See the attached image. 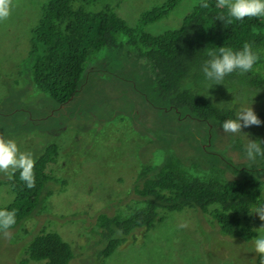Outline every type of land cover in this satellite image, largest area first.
<instances>
[{
	"label": "rangeland",
	"instance_id": "obj_1",
	"mask_svg": "<svg viewBox=\"0 0 264 264\" xmlns=\"http://www.w3.org/2000/svg\"><path fill=\"white\" fill-rule=\"evenodd\" d=\"M47 1L8 0L9 15L0 19V139L13 140L33 161L55 144L58 156L48 171L60 182L42 219L30 218L22 230H0V264H17L24 257L32 236L26 232L36 227L59 233L71 245L74 257L69 264H258L259 257L251 251L256 235L247 241L225 235L209 213L193 208L161 210L162 221L149 230H136L103 260L98 257L102 248L99 237L97 242L91 234L92 228L87 230L86 213L127 195L143 165L160 163L167 154H176L186 162L191 157L199 166L200 133L205 135L206 125L188 117L176 119L172 111L163 112L167 105L153 91L145 61L135 47L126 44L123 34L118 37L123 43L119 50L103 49L88 57L84 85L76 96L65 104L56 102L33 82V62L29 60L31 31ZM166 1L74 0L72 6L82 5L88 11L110 6L130 26H136L142 13ZM198 2L180 0L166 17L144 30L157 35L178 28ZM228 85L218 84L215 92L235 100L236 105L241 104L239 108L251 104L253 112L264 111L258 89L253 93L241 90L236 97L232 94L236 83ZM255 130L258 140H264V126L256 125ZM228 136L222 129L216 132L203 154L204 168L209 170L213 164L217 166L214 173H218L230 167L233 178H242L240 171L236 173L238 165L250 164ZM257 162L264 167V158ZM256 175L264 195V170ZM11 176L0 172V207L13 199L8 184ZM126 206L128 211L130 206ZM249 216L257 234L264 221L255 212Z\"/></svg>",
	"mask_w": 264,
	"mask_h": 264
},
{
	"label": "trees",
	"instance_id": "obj_2",
	"mask_svg": "<svg viewBox=\"0 0 264 264\" xmlns=\"http://www.w3.org/2000/svg\"><path fill=\"white\" fill-rule=\"evenodd\" d=\"M73 1L48 0L31 31L29 60L33 62L35 85L48 91L56 102L67 103L84 85V63L88 57L103 49L119 50L123 43L118 37L123 34L127 36L126 44L135 47L137 55L145 61L144 69L153 91L167 105L163 112L172 111L176 119L188 117L206 125L205 135L200 133L199 166L191 157L186 162L176 154H167L160 163L143 165L127 195L108 202L92 214L86 213L87 230L92 228L91 234L96 239L99 237L102 250L98 257L103 260L136 230H149L162 221L161 210L193 208L209 213L225 235L251 240L256 232L250 223L252 212L247 209L260 200L262 182L256 174L264 167L257 161L264 156L247 167L240 163L235 169L243 177L233 178L230 167L214 173L217 166L211 164L209 172L204 168L203 154L208 152L216 132L219 134L221 122L234 118L241 105L219 96L214 89L218 84H229V87L236 83L232 93L236 97L241 90L253 93L258 89L264 102V19L245 17L229 23L226 18H219L225 9L218 5V0H207V8L198 2L178 28L154 35L144 27L166 17L180 0H167L145 11L136 26H130L110 6L88 11L82 5L73 8ZM244 43L257 55L254 70L243 74L234 71L222 83L213 84L207 90L209 82L201 71L207 51L220 46L237 50ZM259 111L254 113L264 126V111ZM255 128L256 125L244 128L237 137L228 134L234 149L243 156L248 139H258ZM57 156L58 148L51 144L33 161L31 188L19 179L18 172L12 174L8 184L13 199L0 207L15 213V224L7 230L19 227L22 230L25 222L33 217L42 219L48 199L60 182V178L48 171ZM126 204L130 206L128 211ZM26 234L32 236L24 249V257L17 264H69L73 259L71 245L59 233L36 227Z\"/></svg>",
	"mask_w": 264,
	"mask_h": 264
},
{
	"label": "clouds",
	"instance_id": "obj_3",
	"mask_svg": "<svg viewBox=\"0 0 264 264\" xmlns=\"http://www.w3.org/2000/svg\"><path fill=\"white\" fill-rule=\"evenodd\" d=\"M218 5L225 9L224 14L219 18L223 20L226 18L229 23L233 20L241 21L245 17L264 19V0H218ZM200 6L207 8V0H200ZM9 11L8 0H0V19L7 17ZM256 60V53L247 43L237 50L223 46L208 50L207 59L201 65L204 79L209 82L207 90L213 84L222 83L225 76L234 71L242 74L253 71ZM250 105L237 109L234 118L224 119L220 124L222 132L237 135L243 133L242 127L259 125L260 121ZM243 152L250 164L255 163L257 158L264 156V142L248 139ZM32 167L31 154L21 152L13 140L0 139V172H5L9 176L18 172L19 179L26 187L31 188L34 183ZM260 197L261 199L255 202L250 210L246 209L255 212L259 219L264 221V195L260 194ZM14 224L15 213L0 209V230H7ZM251 251L259 257V264H264V225L257 228V234L251 241Z\"/></svg>",
	"mask_w": 264,
	"mask_h": 264
}]
</instances>
